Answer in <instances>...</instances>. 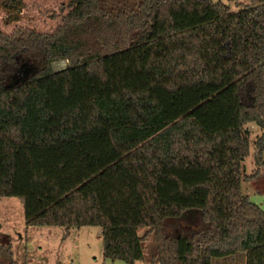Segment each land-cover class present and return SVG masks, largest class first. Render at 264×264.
Segmentation results:
<instances>
[{
	"label": "trees",
	"instance_id": "16d2710c",
	"mask_svg": "<svg viewBox=\"0 0 264 264\" xmlns=\"http://www.w3.org/2000/svg\"><path fill=\"white\" fill-rule=\"evenodd\" d=\"M239 6L69 0L51 33L0 31V199H18L27 227L98 228L111 261H143L153 234L158 264H264V210L241 187L247 124L264 168V0ZM34 51L40 68L2 86ZM191 209L205 226L170 232ZM0 264H20L11 245Z\"/></svg>",
	"mask_w": 264,
	"mask_h": 264
},
{
	"label": "rangeland",
	"instance_id": "374dc122",
	"mask_svg": "<svg viewBox=\"0 0 264 264\" xmlns=\"http://www.w3.org/2000/svg\"><path fill=\"white\" fill-rule=\"evenodd\" d=\"M220 1L230 7L231 12L241 10V6L249 0H212ZM20 13H11L0 5V31L11 34L15 28L23 27L39 33H51L58 24L60 17L68 10L69 0H23ZM108 6H111V4ZM22 66L18 69L13 82V76L2 83V86L18 83L34 70L40 68L44 59L40 51L25 53L21 57ZM0 67L5 72L12 63L2 61ZM63 63V65H61ZM67 61L52 63L55 72L66 68ZM7 72V71H6ZM12 77V78H11ZM262 130L254 124L244 127V136L250 143V154L242 164V194L264 210V168H258L254 162L255 149L253 144L261 137ZM170 232H191L199 230L205 224L200 212L191 209L179 218L167 220ZM147 229L140 231L142 236ZM9 244L12 247L14 260L20 264H125L122 261H111L103 256L101 232L95 227L71 228L65 230L59 226L27 227L24 212L17 198L0 199V246ZM144 259L135 264H158L155 257L156 242L153 234L146 237L144 242ZM211 264H246V257L242 253L214 259Z\"/></svg>",
	"mask_w": 264,
	"mask_h": 264
},
{
	"label": "bare ground",
	"instance_id": "6f19581e",
	"mask_svg": "<svg viewBox=\"0 0 264 264\" xmlns=\"http://www.w3.org/2000/svg\"><path fill=\"white\" fill-rule=\"evenodd\" d=\"M61 65H63V63H61Z\"/></svg>",
	"mask_w": 264,
	"mask_h": 264
},
{
	"label": "water",
	"instance_id": "95a60500",
	"mask_svg": "<svg viewBox=\"0 0 264 264\" xmlns=\"http://www.w3.org/2000/svg\"><path fill=\"white\" fill-rule=\"evenodd\" d=\"M34 71H35V70H34ZM34 71H33V72H34Z\"/></svg>",
	"mask_w": 264,
	"mask_h": 264
}]
</instances>
